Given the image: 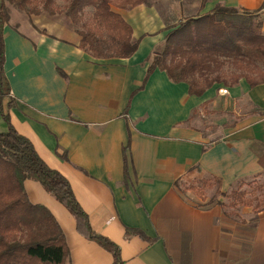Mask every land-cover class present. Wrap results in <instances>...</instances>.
<instances>
[{
	"label": "crops",
	"instance_id": "obj_1",
	"mask_svg": "<svg viewBox=\"0 0 264 264\" xmlns=\"http://www.w3.org/2000/svg\"><path fill=\"white\" fill-rule=\"evenodd\" d=\"M201 3L176 0L173 13L198 16L218 5L259 11L264 31V0ZM118 12L139 41L128 58L91 56L80 48L78 33L61 30L57 19L36 18L26 30L7 23L10 94L0 101V132L8 126L4 110L48 165L69 179L94 229L120 246L124 264H264V209L238 210L224 200L264 173V83L251 87L241 79L197 96L186 82L156 69L142 88L168 22L153 4ZM207 104L224 115L221 130L202 126L196 113ZM244 104L252 109L243 113ZM233 116L234 123L224 125ZM206 179L218 181L219 200L182 186ZM24 186L30 202L58 220L70 264L113 263L109 251L78 233L72 214L39 182ZM226 214L236 224L253 225L250 245L234 249V229L224 235ZM127 229L145 238L128 237Z\"/></svg>",
	"mask_w": 264,
	"mask_h": 264
},
{
	"label": "trees",
	"instance_id": "obj_2",
	"mask_svg": "<svg viewBox=\"0 0 264 264\" xmlns=\"http://www.w3.org/2000/svg\"><path fill=\"white\" fill-rule=\"evenodd\" d=\"M11 1L22 10L24 3L31 2L30 15L43 11L66 14L76 26L80 48L95 58H128L138 50L132 25L114 8L132 9L147 0H68L64 6L57 5L56 0ZM204 3L202 0L201 7ZM87 8H93L89 25L83 23ZM8 22L6 0H0V101L10 94L4 70ZM168 30L164 48L153 55L142 88L156 69L165 71L175 82H186L189 93L197 96L215 84L235 86L241 79L251 87L264 83V31L259 11L218 5L202 15L185 18ZM228 67L234 72L228 73ZM12 105L13 101L8 107ZM2 116L8 126L0 132V264H70V250L58 220L47 207L28 199L24 182L29 179L39 182L68 209L78 233L112 254V264H124L120 246L94 229L69 179L48 165L33 142L16 129L8 112L2 110ZM61 156L66 158L65 154ZM188 189L204 195L200 186L191 184ZM231 195L230 206H253L243 193L232 191ZM222 226L224 235L234 229V249L252 243L253 225L236 224L226 214ZM126 235L145 238L134 229H127Z\"/></svg>",
	"mask_w": 264,
	"mask_h": 264
},
{
	"label": "rangeland",
	"instance_id": "obj_3",
	"mask_svg": "<svg viewBox=\"0 0 264 264\" xmlns=\"http://www.w3.org/2000/svg\"><path fill=\"white\" fill-rule=\"evenodd\" d=\"M67 1L68 0H56V4L60 5V6H64L67 3ZM175 1L176 0H147L146 4L148 6L153 4L157 7L158 12L162 15V17L164 19L167 20L168 29H169V28H171V26L178 24L179 21L184 20L185 18H187L189 16L191 17L192 12H194L193 10L192 11H186V14H184V16H176L173 13L174 10L172 9V4H174ZM6 6H7L8 14H9L10 25L18 26L22 30H26V28L28 26H31L33 22L36 23V20H38L36 18L46 17V18H51L52 20L57 19L59 24L62 25V26H60V27H62L61 30H66L68 32H69V30H71L73 33L76 32V26L72 23L71 19L64 13L63 14L61 13V14H56V15H50L48 12L43 11L39 15H35V14L30 15L28 13V10L30 8H32V6H33V4L31 2L24 3V9L23 10L18 6L17 3H15L11 0H6ZM39 6L41 7V4H39ZM114 10L118 11L119 9L114 8ZM92 14H93V8L85 9L83 23H85L87 25L91 24L92 23ZM59 32H60V30H58V33ZM68 32L62 31V34L68 35ZM164 45H165V41H163L160 44V46H158L155 49V51L152 54V57L156 51L162 50L164 48ZM143 50H144V47L142 48L141 52ZM226 70L228 73H231L232 70L234 72V69H232L231 67H228ZM215 85H222V84H215ZM246 105L244 104V107H242V109L240 110V111H243V113H246L251 108V107L246 106ZM209 107L210 106H208V104L205 106H202L201 110L198 111V113H196L197 115L200 116L199 118L203 124L202 126H204L209 131L215 130L216 127H218V130H221L222 128H220L219 123L222 120V118L224 117V115L221 113L214 114V112L210 111ZM234 119H236L235 116H233L231 119L226 120L224 125L230 126V124L234 123ZM218 121H219V123H218ZM191 184H193L195 186L197 185L198 187L200 186V188L202 189L201 192H202V194H204V195H199L201 197L206 196V195H208V196L212 195L214 197L215 201L219 200V198L221 197L219 190H218V184L214 179H210V181L208 183H203L201 181H198V182H194ZM191 184L183 183L182 186L184 189L185 188L188 189L189 185H191ZM188 190H191V189H188ZM192 191H194V190H192ZM233 191L241 192V193H243V195L246 199L251 200V202L253 204V206H251V208L255 213L258 210L264 209V173L259 175V176H256L254 179H250L248 181H244L242 184H238ZM231 193L224 196L225 197L224 200H226V206L227 207L230 206L229 204L233 200L234 195H231ZM244 207L246 208L247 206L242 205V204H239L238 206H233L234 209H238V210H240ZM254 207H255V210H254ZM234 219L236 220V217Z\"/></svg>",
	"mask_w": 264,
	"mask_h": 264
}]
</instances>
